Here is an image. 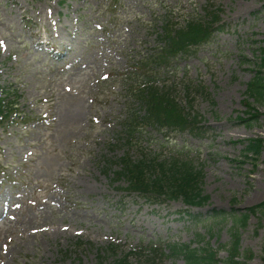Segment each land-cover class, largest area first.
Returning <instances> with one entry per match:
<instances>
[{
	"label": "rangeland",
	"instance_id": "374dc122",
	"mask_svg": "<svg viewBox=\"0 0 264 264\" xmlns=\"http://www.w3.org/2000/svg\"><path fill=\"white\" fill-rule=\"evenodd\" d=\"M214 13L221 28L209 42L150 72L186 111L183 85L202 86L192 110L207 131L143 126L129 138L124 121L140 109L128 91L132 64L157 47L164 19L181 26ZM60 23L74 30L71 38ZM35 36L51 52L34 46ZM59 42L72 60L59 59ZM263 46L264 0H0V99L14 97L24 116L0 121V190L10 186L16 211L0 227V264H108L165 243L210 246L217 264H227L220 247L230 241L233 220L213 213L243 214L264 201V100H249L255 121L238 118L245 117L246 85ZM72 110L78 120L68 116ZM250 139L263 141L255 159L244 157ZM125 154L134 162H190L203 171L207 202L152 204L125 192V181L112 183L106 173L108 161ZM238 234L240 252L252 254L242 264H261L264 213L251 214ZM108 245L117 251H98ZM130 262L183 264L165 257Z\"/></svg>",
	"mask_w": 264,
	"mask_h": 264
},
{
	"label": "trees",
	"instance_id": "16d2710c",
	"mask_svg": "<svg viewBox=\"0 0 264 264\" xmlns=\"http://www.w3.org/2000/svg\"><path fill=\"white\" fill-rule=\"evenodd\" d=\"M219 21L218 14H208L206 18H190L183 25L164 19L160 32L157 35V47L148 55L141 57L132 64L136 71L130 73L127 84L132 100L139 104V112L130 110L125 121L124 131L129 138H132L143 126H149L166 132L205 133L207 128L198 115L193 112L194 95L198 89L204 92L202 86H191L190 83L183 85V93L187 102L186 111L177 101L176 96L170 90L171 86L160 83L157 75L150 74L152 69H165L176 59L187 55L191 49L197 48L210 41L214 32L220 26L214 25ZM258 68L255 75L247 83L245 96L242 101L245 110V117H238L240 121L252 123L258 118V112L252 107L249 100L261 102L264 100V46L260 49L257 58ZM153 69V70H154ZM138 72V73H137ZM134 76V78H132ZM16 110L14 98L8 100L0 99V120L8 119ZM23 119L22 115H16ZM263 141L250 139L243 150L244 157L255 159L261 154ZM116 166V170H111ZM112 172V183L124 180L126 187L124 191L135 194L140 198L155 204L150 199L167 201L180 200L188 208H197L207 202L208 197L203 195L201 184L204 178L203 171L196 169L190 162L179 161L175 158L160 161L158 158L143 156L134 162L129 155L125 154L116 162L108 161L106 173ZM260 211L264 213V201L257 206L248 208L245 213L239 214L236 211L214 212L213 219H225L227 216L233 220V227L230 229V241L222 244L220 249L226 252L227 264H242L241 258L251 259L252 254L241 253L238 230L244 227L251 214ZM200 221L201 215L193 218ZM101 252L117 251L116 246L108 245ZM144 258L146 261L154 262L159 257L167 259H180L183 264H217L219 262L218 250L210 246L206 248H195L190 244L165 243L159 247H150L146 250L132 251L122 257L114 258L108 264H131V258ZM101 259L97 264H104ZM260 263L264 264V243L261 249Z\"/></svg>",
	"mask_w": 264,
	"mask_h": 264
},
{
	"label": "bare ground",
	"instance_id": "6f19581e",
	"mask_svg": "<svg viewBox=\"0 0 264 264\" xmlns=\"http://www.w3.org/2000/svg\"><path fill=\"white\" fill-rule=\"evenodd\" d=\"M60 29L62 31H64L65 34H67L66 36L68 38H71L74 30H67L66 28H64L63 24L60 23ZM61 45H65V43L63 42H59V51L57 52L59 54V59L62 61H69V59L72 60V57L69 54L68 51V47L62 48ZM34 46L36 47H44L45 49L51 52L52 47L49 44V42L45 41L43 42L41 40V37L39 36H35V42H34ZM68 116L72 119H76L78 120L81 117V113L79 111L76 110H72L68 112ZM12 196V191L10 189V186H7L4 189L0 190V227L4 226L7 218L8 220L10 219H14V216L16 215V211H15V207L12 203H10V197ZM8 222V221H7Z\"/></svg>",
	"mask_w": 264,
	"mask_h": 264
}]
</instances>
